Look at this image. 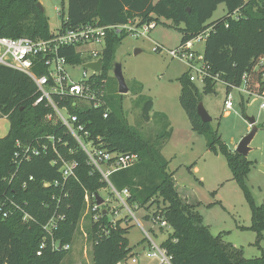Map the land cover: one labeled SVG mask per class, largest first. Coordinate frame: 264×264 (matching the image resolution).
<instances>
[{
	"label": "trees",
	"instance_id": "obj_1",
	"mask_svg": "<svg viewBox=\"0 0 264 264\" xmlns=\"http://www.w3.org/2000/svg\"><path fill=\"white\" fill-rule=\"evenodd\" d=\"M37 4V0H0V37L50 38L48 18ZM221 4L226 6L227 15L208 24ZM67 6L63 29L89 23L112 27L138 21L143 25L157 23L162 18L172 21L177 28L184 25L179 30L182 45L210 31L205 41L204 61L211 75L218 76L229 93L241 87L245 75L249 76L251 88L259 85L264 91V63L258 67L261 60L264 62V0H68ZM127 35L108 33L101 74L97 76L99 85L106 82L114 68L115 47ZM74 52V49L68 51L71 61L83 63ZM216 83L207 79L205 93L212 92ZM180 84V104L192 129L206 135L208 148L226 157L234 179L243 184L252 163L230 151L209 124L202 122L198 115L202 97L187 74L180 78ZM37 97V88L30 78L0 66V117H7L10 122L9 133L0 139V264H62L67 251L48 248L42 256L37 255L43 241L50 244L45 227L53 217L63 216L65 219L54 231V239L62 246L71 245L85 211L86 193L96 195L108 187L89 166L86 155L66 129L60 123L46 121L53 111L45 105L35 106ZM103 100L104 106L75 114L95 143L110 152L139 155L140 163L112 174L110 182L118 191L129 190L130 206L139 210L157 206L156 215L160 214L172 230L161 246L172 258V264H264V254L248 260L243 250L225 243L221 235L211 234L197 211L198 204H190L180 196L159 146L145 141L122 114L111 109L106 94ZM152 109L153 102L148 100L144 105L146 120ZM106 112L108 118H104ZM46 136L55 138L64 159L78 164L76 177L69 179L64 187L59 166L51 164L57 158L52 152L23 163L19 169L14 163L17 141L34 142ZM56 181L60 182L58 187L43 186ZM5 212L9 214L7 218ZM22 212L30 216L28 221L23 220ZM124 225V221L113 224L108 215L93 223L89 234L93 241V264H121L132 258L126 237L129 229ZM101 227L110 231L109 237L102 235ZM243 229L258 235L256 245L260 248L264 237V204L252 207V225Z\"/></svg>",
	"mask_w": 264,
	"mask_h": 264
},
{
	"label": "rangeland",
	"instance_id": "obj_2",
	"mask_svg": "<svg viewBox=\"0 0 264 264\" xmlns=\"http://www.w3.org/2000/svg\"><path fill=\"white\" fill-rule=\"evenodd\" d=\"M37 1L44 9L51 32L57 33L62 27L63 15L66 17L68 13V0ZM226 15V6L221 4L208 24ZM156 24L146 37L137 38L128 34L115 47L114 64L122 66L129 93H119V84L112 68L104 83L107 101L111 109L122 114L145 141L159 146L161 154L169 163L167 172L173 175L177 190L182 195H192L197 199V211L211 234L215 237L221 235L225 243L243 250L248 260L260 258L264 254V237L259 248L256 245L258 235L243 228L252 225V207L264 204V109H261L264 99L244 94L241 91L243 85L229 93L227 86L218 82L212 92L205 93L206 82L197 80L193 83L201 94V103L212 118L208 123L211 131L217 133L230 151L235 152L242 139L253 128H257L250 145L251 152L247 156L252 163L251 171L244 183L239 184L234 179L226 157L208 148L206 135L192 129L180 104V78L184 74L188 77L192 74L185 61L172 59L168 52L182 45L183 36L179 30L184 25L177 28L172 21L162 18ZM157 47L160 51H156ZM194 48L199 57L203 56L205 41L197 42ZM89 49L100 50L96 46H90ZM85 55L88 58L89 53ZM77 70L82 72L80 67ZM259 91L264 92L262 88ZM228 98L232 99V110L225 109ZM148 100L153 102V109L149 120H146L144 105ZM250 119H255L251 128ZM9 130L8 118L1 116L0 139ZM98 194L105 200V208L119 209V202L111 188L100 190ZM156 208L135 209V214L144 230L161 247L172 230L161 229L153 223L152 218L159 213ZM121 215L127 214L122 212ZM124 224L129 229L126 237L132 249V258L137 259V264H160L159 258L147 256L152 253L150 243L135 219L129 217V222ZM92 225L91 215L85 208L71 250L62 264H93V241L89 235Z\"/></svg>",
	"mask_w": 264,
	"mask_h": 264
},
{
	"label": "built area",
	"instance_id": "obj_3",
	"mask_svg": "<svg viewBox=\"0 0 264 264\" xmlns=\"http://www.w3.org/2000/svg\"><path fill=\"white\" fill-rule=\"evenodd\" d=\"M157 26L156 22L140 25L137 22H129L125 25L112 27H103L98 23H89L77 28L61 29L57 33H52L48 39L34 40L30 38H2L0 37V66H4L15 71H18L30 78L37 88V100L35 106L45 105L52 109L53 114L46 118V121L60 123L63 128L73 137L80 149L87 157L89 166L93 171L98 172L103 181L111 188L113 194L119 202V209L106 208L108 217L113 224L119 221L129 222V217L135 219L137 224L142 227L136 218L135 209L128 203L130 192L128 189L118 191L110 182L112 174L127 170L134 167L140 157L134 153H114L103 147L102 144H97L90 139V134L85 130V126L80 123L79 117L75 111L87 109H97L104 106L105 89L104 83L97 82V76L101 74L91 69L85 68L88 63H97L102 61L103 53L106 48V40L109 32H114L117 35L130 34L134 37H146L150 31ZM210 31H205L196 39L186 42L174 51H169L172 59L185 61L188 64L190 81L192 83L197 80L206 82L207 79H212L216 82L223 83L219 77L211 75L208 66L204 61V55L199 57L195 51V44L200 41H206ZM90 46L99 47L100 50H90ZM74 49L75 54L79 55L84 62L75 64L71 61L68 51ZM156 51H160L157 47ZM65 52L66 54H64ZM89 53V56L85 55ZM263 60L258 64V67L263 65ZM103 65V63H102ZM81 68L82 72L77 70ZM44 71V74L40 72ZM243 88L241 91L249 96H256L264 99V92L259 91V85L256 88L250 87V79L248 75L243 77ZM241 85V86H242ZM240 88V87H239ZM232 99L228 98L225 102V109H233ZM264 109V104L261 105ZM108 112L104 114V118H108ZM61 143V140L58 141ZM52 152L57 158L53 159L51 164L59 166V172L62 176L65 186L69 179L76 177L78 164L75 161H67L59 152L57 142L53 136H46L37 139L34 142L16 143V151L14 154V163L19 169L23 163L29 162L35 157L48 155ZM31 181L33 178L30 179ZM60 182L44 183L43 186L58 187ZM26 187V184H24ZM96 195H85V208L91 215L93 223H98L104 216L103 209L96 204ZM126 213L122 216L121 213ZM23 213V220L28 221L30 216ZM9 214L4 213V218ZM65 218L63 216L53 217L45 227V231L50 237V244L43 241L38 256H42L44 251L51 248L53 251L71 250V245L62 246L59 241L54 239V231L57 230L60 221ZM154 224L159 225L161 229L170 228L168 223L159 215L152 218ZM102 235L109 237L110 231L105 227H101ZM144 230V228H143ZM152 250L151 254H147L150 258H159L160 264H172V258L167 251L156 245L149 234L144 230ZM87 237V234H86ZM136 258H131L128 262L121 264H137Z\"/></svg>",
	"mask_w": 264,
	"mask_h": 264
},
{
	"label": "water",
	"instance_id": "obj_4",
	"mask_svg": "<svg viewBox=\"0 0 264 264\" xmlns=\"http://www.w3.org/2000/svg\"><path fill=\"white\" fill-rule=\"evenodd\" d=\"M37 5L40 11L44 12L43 7L39 3ZM188 12L190 13L191 10L188 9ZM85 68L91 69L97 73H100L102 70V61H99L97 63H88L85 65ZM114 75L119 84V93L121 95H126L127 93H129V88L126 84V81L123 75V69L120 64H114ZM198 115L201 118L203 123H210L212 121V118L209 116L208 112L206 111L202 103H200L198 106ZM250 124L251 126H253L255 124V119H250ZM256 133H257V128H253L251 133L242 139V141L240 142V144L238 145L235 151L243 155L244 157H247L249 153L251 152L250 145L253 139L255 138ZM95 198H96V204L103 209L104 215L107 214V209L104 206L105 200L101 196H99V194H96Z\"/></svg>",
	"mask_w": 264,
	"mask_h": 264
},
{
	"label": "crops",
	"instance_id": "obj_5",
	"mask_svg": "<svg viewBox=\"0 0 264 264\" xmlns=\"http://www.w3.org/2000/svg\"><path fill=\"white\" fill-rule=\"evenodd\" d=\"M251 128V124H250V127ZM248 128V129H249ZM179 192V191H178ZM180 196L185 199L188 203H192V204H196L197 203V199H195L192 195L191 196H188L187 194L185 195H182L180 192H179Z\"/></svg>",
	"mask_w": 264,
	"mask_h": 264
}]
</instances>
